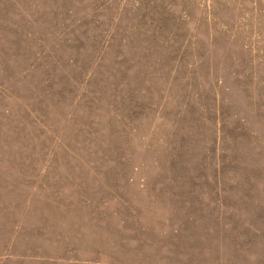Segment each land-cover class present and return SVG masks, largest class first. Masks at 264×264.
<instances>
[{"label":"rangeland","instance_id":"1","mask_svg":"<svg viewBox=\"0 0 264 264\" xmlns=\"http://www.w3.org/2000/svg\"><path fill=\"white\" fill-rule=\"evenodd\" d=\"M0 264H264V0H0Z\"/></svg>","mask_w":264,"mask_h":264}]
</instances>
